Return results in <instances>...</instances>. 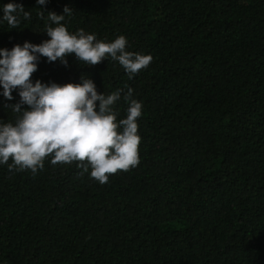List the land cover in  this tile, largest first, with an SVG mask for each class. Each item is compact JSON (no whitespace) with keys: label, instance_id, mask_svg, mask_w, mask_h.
Instances as JSON below:
<instances>
[{"label":"trees","instance_id":"16d2710c","mask_svg":"<svg viewBox=\"0 0 264 264\" xmlns=\"http://www.w3.org/2000/svg\"><path fill=\"white\" fill-rule=\"evenodd\" d=\"M22 4L0 48L40 44L48 12L97 40L151 55L131 80L114 61L40 57L45 84L93 80L143 105L140 163L101 185L76 164L33 176L0 165V264H264V0H0ZM44 11V18L39 13ZM0 88V120L15 121ZM26 108L27 106H23Z\"/></svg>","mask_w":264,"mask_h":264},{"label":"clouds","instance_id":"9594fccd","mask_svg":"<svg viewBox=\"0 0 264 264\" xmlns=\"http://www.w3.org/2000/svg\"><path fill=\"white\" fill-rule=\"evenodd\" d=\"M48 0H36L44 6ZM3 16L8 26H19L18 16L30 19L31 13L22 4L3 5ZM73 9L65 6L63 14L48 12L45 31L47 37L40 44L24 42L11 50L0 48V88L6 100H13L18 91L19 102L6 106L17 114L14 123L0 120V165L10 172H30L33 176L44 169L45 161L52 166L76 164L80 175L89 174L101 185L109 177L129 172L140 163L138 120L143 105L133 99V89L123 94L128 104L126 118L118 119L114 105L121 99L123 89L109 95L98 93L91 78L82 74L80 83L50 84L31 77L38 70V61H59L68 65L67 57L74 55L85 66H96L104 60L117 62L128 79L148 68L151 55L127 50L123 35L111 42L97 40L95 34L78 29L68 30L62 21ZM44 18V11L39 13ZM27 106L24 108L23 106Z\"/></svg>","mask_w":264,"mask_h":264}]
</instances>
